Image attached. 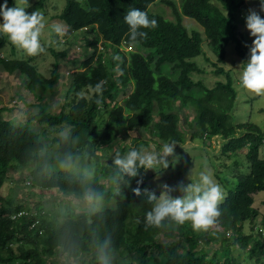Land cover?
<instances>
[{
	"label": "trees",
	"instance_id": "16d2710c",
	"mask_svg": "<svg viewBox=\"0 0 264 264\" xmlns=\"http://www.w3.org/2000/svg\"><path fill=\"white\" fill-rule=\"evenodd\" d=\"M8 1L14 6L13 0ZM156 1L83 0V6L79 0H66L55 18L68 30L89 36L85 47L93 51L89 59L68 71L67 98L57 113L45 93L56 88L58 65L46 77L29 60L0 57L2 72L19 75L25 89L39 100L37 112L29 113L23 122L4 117L18 107L16 103L0 107V264H65L64 258L77 264H100V245L105 241H109V264H238L229 257L230 248L237 246L246 250L248 260L260 262L264 256V228L256 221L259 210L253 207L254 196L264 191V158L260 156L264 129L249 120L234 122L237 91L222 66L215 63L213 72L224 74L225 80L213 87L194 79L204 72L196 61L204 53L203 39L199 31L189 30L182 22L184 15L202 26L206 44L219 63L225 62L230 44L232 52L246 62L235 17L246 0H179L178 5L166 0L174 20L148 11ZM43 4L38 0L26 11L38 12ZM132 8L157 21L155 28L141 29L147 32L145 39L129 38L124 16ZM7 41V35L0 33V50ZM99 43L103 51L98 50ZM131 44L140 49L126 51L124 47ZM166 66L172 67L176 77L165 72ZM188 109L194 110L192 123L187 120ZM179 112L188 127L194 126L193 137L223 139V153L235 158L239 150L246 149L247 165L243 167L238 160L232 163L237 167L231 178L236 179L234 190L218 203L220 216L203 229H194L190 221L179 225L169 218L160 226L148 225L146 214L153 207L148 194L159 197L160 192L147 182L144 167L137 169L136 176H128L108 153L119 133L139 128L160 145L183 144L186 137ZM54 128L66 132L54 136ZM134 141L132 148L148 144ZM47 145H56L57 154H49ZM113 152L115 157L122 156L118 150ZM23 169H28L25 178L32 187L68 196L63 219L32 212L1 194L9 172ZM135 189H140L139 195ZM110 199L115 207L97 209L110 205ZM72 200L90 205L75 212ZM246 222L252 225L249 232L243 231ZM212 242L222 246L223 262L209 247ZM59 254L64 258L55 260Z\"/></svg>",
	"mask_w": 264,
	"mask_h": 264
},
{
	"label": "rangeland",
	"instance_id": "374dc122",
	"mask_svg": "<svg viewBox=\"0 0 264 264\" xmlns=\"http://www.w3.org/2000/svg\"><path fill=\"white\" fill-rule=\"evenodd\" d=\"M38 0H13L14 6L24 7L25 9L32 6ZM43 7L38 11L43 14V23L45 27L41 30L40 42L44 48L43 52H39L35 55H28L23 49L14 45L9 41L7 37V44L3 49L0 50V57H6L11 59H25L29 60L32 65L37 67V70L44 76L49 77L54 66H59L60 78L56 85L54 91L47 90L45 93V100L49 104L51 110L54 113L59 112L62 104L65 102L68 94L69 78L68 73L71 72V68L77 67L82 61L89 59L92 53V49L85 47L86 39L89 36L83 34V31H72L62 22L60 19L55 18L59 15L66 5V0H43ZM83 6V0H79ZM166 0H157L155 3L151 4L148 11L151 13H156L174 20L176 16L174 15L172 8L168 5ZM177 5L179 0H171ZM4 3V0H0V4ZM9 7H13L7 0ZM249 10H256L260 12L259 0H246L245 4L235 13V17L238 22V31L241 35L244 50L249 53V47L252 44L253 37H250L249 31L246 29L245 17ZM261 16L264 17V12H260ZM183 24L189 30H197L201 33L203 39V50L204 53L200 55L196 61L200 68L204 70L203 73L195 74L194 79L196 81L202 82L207 87H213L217 81H224V74H215L213 71L216 69L215 63L222 66L226 71H228L234 81V86L237 91L236 97V108L233 111L234 122L241 123L245 121H251L264 129V91L253 92L242 88L239 85V79L241 71L244 67L243 56H237L236 53L232 52L233 44H230L227 50V56L224 63H219L216 60L215 55L208 48L206 42V36L202 26L194 19L184 16L182 17ZM53 23H60L64 25L65 32L64 35L58 36L51 31L50 25ZM131 44L124 49L128 50H139L140 47ZM98 50L103 51L100 43L98 44ZM53 51L57 54H53ZM143 53H147L148 50L141 48ZM108 56V53H104ZM247 61V60H246ZM69 71V72H68ZM165 72L176 77L175 71L171 66H166ZM198 90V88L196 89ZM85 93V92H84ZM123 95H120L118 101L121 102ZM16 101V102H15ZM37 94L30 93L25 89V84L23 79L19 75L8 74L2 72L0 68V107L1 106H12L16 103L18 107L14 108L11 112H5L4 117L11 118L14 122L24 121L25 117L31 113L34 114L38 110ZM189 123H192V119L195 116L193 109H188ZM181 116L180 128L185 133V142L183 144H176L174 153L172 156L167 157L169 166L163 168L162 166H157L154 168H145L147 173V182L152 185L160 195L164 194L165 190L162 187L167 185L169 188L174 189L169 193L173 197L183 195L179 191L181 184H187L190 182H196L199 179L201 172L210 175L214 182L217 183L222 191V202L227 196L230 190H234L236 185V179L232 178V173L237 172V167L232 165L234 160H238L243 167L247 165L245 153L246 149H241L238 151V156L232 157L228 154L223 153L222 144L225 140L220 139L216 136L211 138L203 137L200 139V134L193 137L195 132L194 126L188 127L185 119L183 120V113L179 112ZM106 119V116H105ZM38 127V126H36ZM66 129L59 130L54 128L53 134L59 135L64 134ZM238 136L240 134H237ZM134 139H141L147 141L148 144L143 146V148L150 149L153 145H156V150L159 151L160 144L155 142L150 133L141 128L134 131L119 133L114 144L113 149L108 151L110 156H113V160L116 158L114 155V150H118L122 156L128 152L129 147H134ZM50 145V144H48ZM47 145L46 151L49 154H57V146ZM127 148V149H126ZM124 149L123 151H121ZM98 154L101 151H96ZM260 156L264 158V147L260 149ZM92 165V164H91ZM226 165V166H225ZM230 165V166H229ZM229 166V168H227ZM28 169L23 170H11L3 185L1 194L5 197H9L14 200L17 204L25 206L32 212H46L52 215L57 221L62 218V213L65 208V203L68 202V196L64 195L56 190L50 192H41L37 188L30 185V180L25 178L28 174ZM91 173V171H90ZM246 173V172H245ZM248 173V172H247ZM148 174L150 175L148 179ZM104 183H108L106 179H102ZM264 191L257 193L254 196L253 207L259 210V215L256 218L258 224L262 225L264 228ZM111 201L110 205H101L97 209H102L105 207H115V202ZM219 202V203H220ZM72 208H75V212H78L79 207H84L86 210L90 203L89 201L76 202L72 200ZM84 210V211H85ZM252 228L250 222H246L243 227L244 232H249ZM197 246L196 248H198ZM210 248L215 249L219 253L220 261L223 262L226 259V255L222 252V246L220 243H210ZM211 249V250H212ZM231 255L229 257H234L238 264H264V256L260 262H256L255 259L248 260L246 258V250L237 246L236 248L231 247ZM60 258H64L60 254L55 257V260L60 261ZM65 264H77L68 258H64ZM48 264H51L50 262ZM55 264V263H52ZM60 264V263H56ZM62 264V263H61Z\"/></svg>",
	"mask_w": 264,
	"mask_h": 264
},
{
	"label": "clouds",
	"instance_id": "9594fccd",
	"mask_svg": "<svg viewBox=\"0 0 264 264\" xmlns=\"http://www.w3.org/2000/svg\"><path fill=\"white\" fill-rule=\"evenodd\" d=\"M259 4L260 12H264V0H259ZM260 12L249 10L245 17L246 29L254 39L239 79L242 88L253 92L264 91V17ZM43 19L41 12H28L19 6L9 7L7 0L0 4V33L6 34L9 41L28 55L44 51L40 42L41 30L45 27ZM124 22L129 26L131 41L147 38V32L141 29H151L157 25L155 19H149L147 13L138 8L130 9L124 16ZM50 27L54 34L64 35V25L53 23ZM100 90L101 86L97 84L96 91ZM175 147L174 142H166L160 145L159 151L156 150V145L150 149L132 148L123 156L118 153L114 163L122 173L134 177L140 167L167 168L169 166L167 157L173 155ZM162 187L165 192L159 197L154 193L148 194L149 201L153 202V207L146 214V221L150 226H160L162 221L169 218L179 225L190 221L194 229H203L212 225L215 218L221 214L218 208V203L222 199L221 188L204 172L200 173L198 181L181 184L179 188L183 193L181 196L173 197L169 193L174 189L167 185ZM134 191L137 195L140 194V189ZM108 244L109 241H105L100 245L98 256L100 264H109Z\"/></svg>",
	"mask_w": 264,
	"mask_h": 264
}]
</instances>
